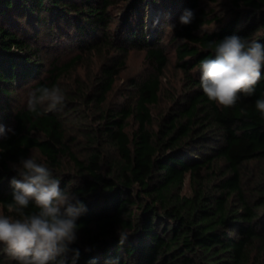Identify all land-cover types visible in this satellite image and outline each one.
Listing matches in <instances>:
<instances>
[{"label":"trees","instance_id":"trees-1","mask_svg":"<svg viewBox=\"0 0 264 264\" xmlns=\"http://www.w3.org/2000/svg\"><path fill=\"white\" fill-rule=\"evenodd\" d=\"M202 1L0 0V206L15 217L7 210L11 180L21 179L22 159L40 154L61 189L87 208L63 264H73L75 251L74 264H264V117L255 108L264 98V68L254 95L232 108L208 100L199 71L202 59L215 58L209 42L237 35L264 45V0H206L210 8ZM117 6L124 12L114 36ZM149 9L161 16L151 18L157 27L172 29L185 73L182 96L157 119L152 106L169 55L163 40L149 39ZM186 9L194 19L183 25ZM66 40L76 54L46 69L43 49ZM132 47L145 49L153 71L131 77L123 102L107 105ZM93 53H105L100 71L89 88L78 81L65 91L66 110L38 116L24 105L8 108L20 85L59 86ZM75 102L94 112L67 108ZM187 177L190 193L183 192ZM25 211L37 209L30 202ZM122 227L130 230L123 244ZM6 262L17 264L0 245Z\"/></svg>","mask_w":264,"mask_h":264},{"label":"clouds","instance_id":"clouds-1","mask_svg":"<svg viewBox=\"0 0 264 264\" xmlns=\"http://www.w3.org/2000/svg\"><path fill=\"white\" fill-rule=\"evenodd\" d=\"M193 19L194 12L186 9L180 23L188 25ZM208 46L215 58H204L199 65L200 87L208 100L232 108L242 96L254 95L262 79L264 45L231 35ZM64 102L59 86H40L29 93L26 106L39 116L57 111ZM255 108L264 117V98L256 99ZM4 133L0 126V136ZM17 171L21 179L11 180L12 202L7 205L8 212L16 215H0V245L17 264H63L69 246L77 240V219L87 208L74 194L61 189L52 170L33 157L22 159ZM30 202L37 211H25ZM118 235L123 244L130 230L122 227ZM78 256L75 251L73 264Z\"/></svg>","mask_w":264,"mask_h":264},{"label":"rangeland","instance_id":"rangeland-1","mask_svg":"<svg viewBox=\"0 0 264 264\" xmlns=\"http://www.w3.org/2000/svg\"><path fill=\"white\" fill-rule=\"evenodd\" d=\"M201 5L210 8L213 7L214 4L209 3L208 1H202ZM148 15V28L146 31L148 33L149 39L151 40H163L164 44L166 45V49L169 55V62L168 65L164 68L162 74V90L160 99L157 104L152 106V111L157 119L161 115L165 114L166 111L172 106L173 101L176 97H181L183 92L185 91V73L181 67L177 65V55L175 50V43L171 41V37L173 35V31L170 26L166 24H162L161 26L157 27L154 22H152V17H155L156 20H159L161 16H158L159 12L157 10L149 9ZM114 14V23H113V34L119 30L121 26L120 21L123 14V8L121 6L114 7L112 10ZM78 51V47L69 40L63 41L57 46L52 47L51 49H43V60L45 61V68H50L52 66L51 61L54 58H58L59 62H65L69 60L76 52ZM89 61L85 62L77 67H74L71 71L64 74L60 79L59 87L65 93L67 90H75L78 88V81L83 82L90 87L91 83L93 82L94 75L100 71L101 65L105 60V53L103 56L98 55L96 53L92 54V57H89ZM153 71V67L149 64L145 57V49L139 47H132L129 49L127 54V63L126 68L122 71L120 76L117 78L115 82L114 89L109 93L107 98V105H117L121 104L125 99L126 93L128 92V87L130 86V78L135 77L137 79H141L146 77ZM47 72V71H46ZM31 83L20 85L16 90L15 98L13 103L8 105V108H13L17 106H26L28 95L33 90L30 87ZM3 98L0 97V100ZM77 104V108L80 109V113L84 112L86 114L91 115L94 112L92 105L88 103L83 104L79 102L72 103L67 106L73 107ZM74 108V107H73ZM1 110V108H0ZM66 110L63 106H60L57 111ZM88 122H92L91 119H87ZM131 126L130 129L135 127L134 120L130 118ZM3 128L6 125H2ZM72 127V131L76 132V126L70 125ZM32 157L37 160V162L42 163V157L37 152L32 154ZM30 157V158H32ZM184 193H190L191 187L189 178L187 177L184 188ZM0 215H4L3 210L0 206ZM3 264H13L10 262H6Z\"/></svg>","mask_w":264,"mask_h":264}]
</instances>
